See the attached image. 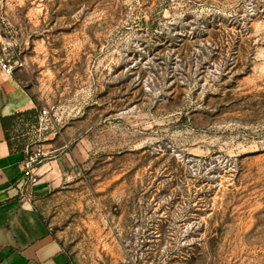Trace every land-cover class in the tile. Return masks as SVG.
<instances>
[{
    "label": "rangeland",
    "instance_id": "rangeland-1",
    "mask_svg": "<svg viewBox=\"0 0 264 264\" xmlns=\"http://www.w3.org/2000/svg\"><path fill=\"white\" fill-rule=\"evenodd\" d=\"M0 27L74 264H264V0H0Z\"/></svg>",
    "mask_w": 264,
    "mask_h": 264
},
{
    "label": "crops",
    "instance_id": "crops-1",
    "mask_svg": "<svg viewBox=\"0 0 264 264\" xmlns=\"http://www.w3.org/2000/svg\"><path fill=\"white\" fill-rule=\"evenodd\" d=\"M19 70L11 75L0 71V264H74L58 238L53 220L42 208L54 185V170L48 162L38 166L37 182L27 188L25 195L20 194L24 153L11 132L25 123L15 117L7 122V130L1 123V117L36 108L19 78Z\"/></svg>",
    "mask_w": 264,
    "mask_h": 264
},
{
    "label": "built area",
    "instance_id": "built-area-1",
    "mask_svg": "<svg viewBox=\"0 0 264 264\" xmlns=\"http://www.w3.org/2000/svg\"><path fill=\"white\" fill-rule=\"evenodd\" d=\"M24 60L18 56L15 50V44L2 34L0 27V71L11 75L16 69L22 68ZM47 114V110L43 108L39 111V124H44L43 128H47V124L43 121ZM44 122V123H43ZM24 158L21 166V189L20 194L23 196L27 193V188L36 183L38 175L36 174L37 165L42 161L44 153L39 149L30 148L29 145L23 147Z\"/></svg>",
    "mask_w": 264,
    "mask_h": 264
},
{
    "label": "trees",
    "instance_id": "trees-1",
    "mask_svg": "<svg viewBox=\"0 0 264 264\" xmlns=\"http://www.w3.org/2000/svg\"><path fill=\"white\" fill-rule=\"evenodd\" d=\"M15 117H21L22 120L25 122V121H32L33 123H37V108H32V109H28V110H25L23 112H18L10 117H1V123H2V126L5 130H7V122L10 121L11 119L15 118ZM9 132L6 131V139L8 140V135ZM8 144L11 146V142H9L8 140ZM24 146V144L22 145H18L17 144V147L19 149H22Z\"/></svg>",
    "mask_w": 264,
    "mask_h": 264
}]
</instances>
